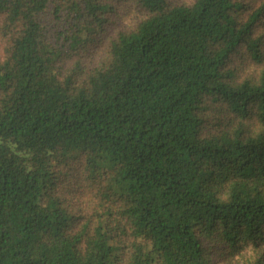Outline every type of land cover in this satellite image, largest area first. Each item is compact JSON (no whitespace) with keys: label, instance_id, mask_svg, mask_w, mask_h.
Instances as JSON below:
<instances>
[{"label":"trees","instance_id":"trees-1","mask_svg":"<svg viewBox=\"0 0 264 264\" xmlns=\"http://www.w3.org/2000/svg\"><path fill=\"white\" fill-rule=\"evenodd\" d=\"M0 264H264V0H0Z\"/></svg>","mask_w":264,"mask_h":264}]
</instances>
